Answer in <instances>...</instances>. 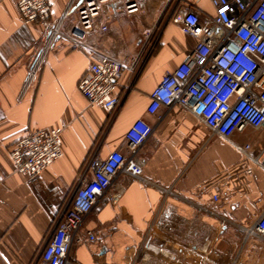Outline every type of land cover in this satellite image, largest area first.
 Segmentation results:
<instances>
[{
  "label": "crops",
  "instance_id": "0c3cea01",
  "mask_svg": "<svg viewBox=\"0 0 264 264\" xmlns=\"http://www.w3.org/2000/svg\"><path fill=\"white\" fill-rule=\"evenodd\" d=\"M48 1L51 23L70 8L61 26L67 34L83 0ZM181 6L199 16L214 14L212 0H171L147 42L139 17L116 10L121 29L96 46L132 69L118 77V104L109 112L89 107L78 91L89 55L61 37L46 49L33 83L24 90L31 58L47 37L41 26L20 23L14 0H0V264H44V243L88 160L114 150L126 154L124 136L137 120L153 128L136 156L145 179L200 203H209L217 193L218 211L239 223H250L262 210L264 172L229 143L211 137L187 111L147 112L152 89L195 46L173 22ZM61 123V157L28 184L27 176L15 171L9 149L28 133ZM248 129L264 141V127ZM245 130L235 132L232 141L238 143ZM110 191L119 193V200L110 205L100 199L94 206L83 229L96 241L72 245L73 264H154L167 262L170 255L174 264H229L240 249L239 230L221 227L216 219L132 176L120 175ZM257 243L262 242L251 239L243 245V264H260Z\"/></svg>",
  "mask_w": 264,
  "mask_h": 264
},
{
  "label": "built area",
  "instance_id": "2783aa9c",
  "mask_svg": "<svg viewBox=\"0 0 264 264\" xmlns=\"http://www.w3.org/2000/svg\"><path fill=\"white\" fill-rule=\"evenodd\" d=\"M170 1L83 0L73 13L70 31L64 34L61 26L70 12L69 7L51 23L48 0H14L20 23L41 26L47 37L45 46L38 48L30 61L24 90L33 83L46 49L53 40L61 37L89 55L88 70L77 83L88 106L113 111L118 104L115 95L118 77L124 69L132 68L102 53L97 43L121 29L116 10L125 15H137L148 42ZM212 6L214 14L211 16H199L188 6L177 10L173 22L183 34L195 40V46L176 68L166 71L152 89L147 112L154 114L160 108L168 111L173 107L187 111L211 137L229 143L264 172V145L252 153L249 143L238 145L231 139L235 132L264 127V0H212ZM64 127L61 123L55 128L30 132L9 149L15 171L26 175L28 184L61 157ZM152 132V127L137 120L124 136L126 154L114 150L105 158L97 154L90 157L44 243L40 256L44 264H73L69 259L72 245L96 241L92 232L83 229L84 222L100 199L115 205L120 194L110 190L124 174L153 186L163 196L175 199L199 214L216 219L221 227L232 226L239 230L241 246L229 264H243L240 253L247 241L254 239L264 243V207L250 223H239L218 211L221 198L217 193L212 195L209 203H200L171 187H162L145 179L136 156ZM175 262V257L170 255L167 262L154 264Z\"/></svg>",
  "mask_w": 264,
  "mask_h": 264
},
{
  "label": "rangeland",
  "instance_id": "374dc122",
  "mask_svg": "<svg viewBox=\"0 0 264 264\" xmlns=\"http://www.w3.org/2000/svg\"><path fill=\"white\" fill-rule=\"evenodd\" d=\"M34 57L35 56L33 55L32 58H34ZM239 143H241V144L249 143L250 146H253L256 149L255 150V152H256L262 146L264 141L262 139H260V137L254 133V131H252V130L249 131V129L247 128L243 133V137H241V139H239L238 143H236V144L239 145ZM256 248L262 256V260H261L260 264H264V243H257ZM248 262H250V261H248ZM255 264H256V261H255Z\"/></svg>",
  "mask_w": 264,
  "mask_h": 264
}]
</instances>
